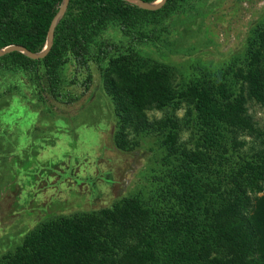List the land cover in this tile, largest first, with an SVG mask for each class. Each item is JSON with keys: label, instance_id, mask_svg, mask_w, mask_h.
<instances>
[{"label": "rangeland", "instance_id": "1", "mask_svg": "<svg viewBox=\"0 0 264 264\" xmlns=\"http://www.w3.org/2000/svg\"><path fill=\"white\" fill-rule=\"evenodd\" d=\"M46 4L58 8L60 1ZM163 6L137 13L127 32L113 20L91 35L92 82L84 95L70 83L75 65L69 54L59 57L55 72L77 96L70 104L67 97L43 100L26 70L0 59V264L12 261L25 237L44 222L97 212L130 197L149 208L159 226L204 218V204L183 188L182 174L193 171L191 178H209L223 190L231 173L264 148L245 131L234 135L220 128V135L207 139L189 100L165 107L145 102L141 110L129 112L132 119H122L109 86L125 82L114 73L106 75L110 57H127L135 74L160 72L174 90L194 83L216 89L222 83L233 95L243 94L248 116L256 127L264 126V105L246 81L257 65L251 56L264 32V0H168ZM108 43L114 47L98 54V47ZM257 55L262 66L264 53ZM166 118L177 124L172 127L177 153L167 149ZM190 151L198 155L197 163L187 158ZM181 232L177 245L187 246L191 238ZM168 233L155 235L161 256L170 252L163 242ZM248 264H261L253 250Z\"/></svg>", "mask_w": 264, "mask_h": 264}, {"label": "trees", "instance_id": "2", "mask_svg": "<svg viewBox=\"0 0 264 264\" xmlns=\"http://www.w3.org/2000/svg\"><path fill=\"white\" fill-rule=\"evenodd\" d=\"M57 9L47 5L46 0H0V47L20 44L30 51L41 50ZM156 11L143 10L123 0H69L63 18L55 27L53 44L46 56L31 59L13 51L0 59H8L10 65L26 70L43 100L67 97V104H70L77 100V96L66 88L69 86L64 85L55 72L59 57L64 52L69 54L75 65L70 83L80 87L84 95L92 82L91 35L113 20H120V27L127 32L131 21L138 19L137 13ZM258 39L251 56L252 63L257 65L246 81L247 87L251 92L254 89L256 96L260 95L264 105V64H258L257 55L259 51L264 53V32L258 35ZM105 45L98 47V54H106L114 47L112 43ZM126 58H108L111 67L106 72V75L114 73L125 82L117 86L112 81L109 86V91L116 93L114 101L124 114L123 120L125 117L132 119L129 112L141 110L145 102L165 107L177 105L182 99L189 100L201 129L206 130L207 139L214 140L222 128L234 135L250 132L264 145V126L256 127L248 116L246 98L241 92L235 96L222 83L216 89L194 83L174 90L168 78L160 72L135 74L125 62ZM43 68L46 80L42 78ZM64 91L68 94L63 95ZM173 122L167 118L163 121L166 127H170L165 142L170 143L169 152L177 153L176 133L172 130L177 124ZM33 131L35 128L31 134ZM185 154L191 162L197 163L195 152ZM193 173L186 171L179 180L184 189L195 192V199L204 204V218H192L187 225L170 220L159 226L152 220L151 210L130 197L97 212L60 216L44 222L25 237L20 252L7 264H172L173 261L177 264H248L251 250L264 264V148L257 150L254 158L246 160L231 173L230 183L223 190L220 184H213L209 178H191ZM247 189L253 192V196ZM260 191L263 192L257 194ZM213 192H216L215 201L211 196ZM193 204L186 208L193 209ZM181 229L187 233L182 238H191L187 246L184 243L177 245ZM162 231L169 232L163 242L169 243L170 252L161 256L162 252L155 248V235ZM175 242L176 246H171Z\"/></svg>", "mask_w": 264, "mask_h": 264}, {"label": "water", "instance_id": "3", "mask_svg": "<svg viewBox=\"0 0 264 264\" xmlns=\"http://www.w3.org/2000/svg\"><path fill=\"white\" fill-rule=\"evenodd\" d=\"M123 1L130 3L140 9L153 11V10L160 9L167 0H153V1L123 0ZM68 3H69V0L60 1L58 9L55 12L54 16L52 17L50 24L48 26L47 33H46V40L41 50L34 52V51L28 50L27 48H25L24 46L20 44H9L7 46L0 47V56L5 55L9 52H13V51H18L31 59H40L46 56V54L49 52L53 44L55 27L57 23L63 18L67 10Z\"/></svg>", "mask_w": 264, "mask_h": 264}]
</instances>
